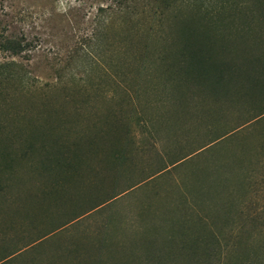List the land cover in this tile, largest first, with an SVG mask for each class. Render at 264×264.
<instances>
[{
  "label": "rangeland",
  "instance_id": "rangeland-1",
  "mask_svg": "<svg viewBox=\"0 0 264 264\" xmlns=\"http://www.w3.org/2000/svg\"><path fill=\"white\" fill-rule=\"evenodd\" d=\"M241 1L0 0V264H264V117L238 128L264 98L178 53L184 19L216 60L264 55Z\"/></svg>",
  "mask_w": 264,
  "mask_h": 264
},
{
  "label": "trees",
  "instance_id": "trees-1",
  "mask_svg": "<svg viewBox=\"0 0 264 264\" xmlns=\"http://www.w3.org/2000/svg\"><path fill=\"white\" fill-rule=\"evenodd\" d=\"M251 4L255 6L264 5V1L253 0ZM247 5L249 3L242 2L241 0H114L115 10L122 16L127 15L130 13V10L135 9L137 6L152 8L154 10L153 13L161 16L169 8L170 10H175L181 6H192L199 9L203 7H229L235 9L237 7L239 8V6ZM195 17L192 21H201L203 19L202 15H196ZM173 18L180 19L175 13L173 14ZM210 21L214 23L212 20ZM181 23L182 40L178 53L180 56H186L189 63L195 67L196 73L193 76L197 80L208 81L206 84L208 90L219 94L222 87L224 91L229 92L230 85L237 84L238 87L255 91L257 95L264 98V55H247L243 58L244 62L241 64L216 60L211 55V52L216 47L214 45L212 46L211 43L206 44L204 41V39L211 35L199 27L198 29L194 24L189 23L188 20L183 19ZM243 28H247V26ZM243 30L248 31L249 29ZM207 41L209 42V40ZM4 48L11 51V53H18L22 49L20 43L13 39L6 40L4 42ZM184 70L186 74L191 76L192 73L190 70L187 68H184ZM9 77H12V75ZM263 117L264 110L255 114L250 120L238 126V128L254 123V121H258Z\"/></svg>",
  "mask_w": 264,
  "mask_h": 264
}]
</instances>
